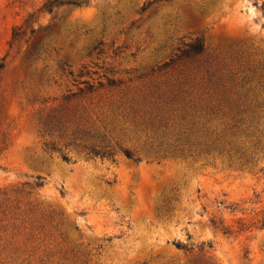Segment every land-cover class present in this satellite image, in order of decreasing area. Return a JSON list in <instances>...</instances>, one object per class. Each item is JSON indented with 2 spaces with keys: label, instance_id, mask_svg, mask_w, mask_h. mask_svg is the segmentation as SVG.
I'll list each match as a JSON object with an SVG mask.
<instances>
[{
  "label": "rangeland",
  "instance_id": "obj_1",
  "mask_svg": "<svg viewBox=\"0 0 264 264\" xmlns=\"http://www.w3.org/2000/svg\"><path fill=\"white\" fill-rule=\"evenodd\" d=\"M46 1L0 0V264H264V0Z\"/></svg>",
  "mask_w": 264,
  "mask_h": 264
},
{
  "label": "trees",
  "instance_id": "obj_2",
  "mask_svg": "<svg viewBox=\"0 0 264 264\" xmlns=\"http://www.w3.org/2000/svg\"><path fill=\"white\" fill-rule=\"evenodd\" d=\"M71 6V5H75V6H79L80 4L79 3H76V2H73V1H58V0H48L46 1L43 6H42V9L45 10V11H48V12H53V10L57 7H60V6ZM186 46H188L187 48H184L182 50V54L183 56H195V55H199V54H202L204 51H205V45H204V42H203V39L202 38H197L195 41L191 42V43H188ZM126 155L129 157V158H132V154L128 151H126ZM238 223H241V222H238ZM211 224L212 226L215 228V229H218V228H221V230L223 231L224 234H230L231 233V227L229 226H223V225H218V223L214 222V221H211ZM218 225V226H217ZM255 225V227L257 229H262L264 228V213L261 217V219L257 222V224H253V226ZM253 226H250V227H253ZM244 229V226L241 225L238 227V231H242ZM176 247L178 249H181V250H185L187 251V247L182 245L181 243H177L176 244ZM210 249H213V246H209Z\"/></svg>",
  "mask_w": 264,
  "mask_h": 264
}]
</instances>
